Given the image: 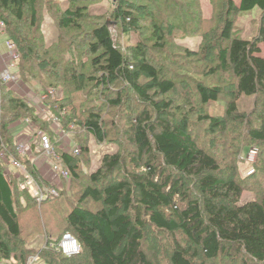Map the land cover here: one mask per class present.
<instances>
[{"label":"trees","instance_id":"trees-1","mask_svg":"<svg viewBox=\"0 0 264 264\" xmlns=\"http://www.w3.org/2000/svg\"><path fill=\"white\" fill-rule=\"evenodd\" d=\"M141 1L144 5L139 6L136 11L133 5H127L121 0L114 13L115 19L121 23L120 28L123 32L130 33L139 24L140 16L146 15L145 9H150V17L155 22L153 34L157 36L154 46L163 54L169 46V37L174 34V30H185L186 25L183 21L192 20V3H184L185 11L172 0ZM229 4L228 18L222 31L223 40L228 43L218 53L217 68L233 74L237 80L236 88L239 94L245 96L262 94L264 99V0H238L235 8L240 13H248L255 8L262 11L257 35L251 40L232 38V21L229 15L235 11L231 8L235 4L232 0ZM157 5L162 10L159 17L155 18L153 6ZM169 19L174 21V25L169 23ZM0 20L4 23L6 38L17 48L18 59L14 61V71H17L20 81L23 84L29 83V78H36L37 73H41L47 77L45 88L60 90L56 88L54 82H61L60 92L63 99L59 108H64L65 112L63 115L61 109H58V113H55L60 119L58 125L66 130L64 122L70 123L72 120L75 122L77 119V124L87 133L96 140L103 141L105 129L99 114L91 111L84 121H80V117L71 116L73 113H68L65 109L71 99L70 89H81V85L75 83L78 73L73 68L62 71L60 67L59 71L63 60L62 54L67 49L55 43L46 45L41 33L37 0H0ZM82 21H85V15L80 8L66 10L60 25L70 28L76 22ZM92 36L95 43L90 46L91 51L94 54L101 51L100 56L94 60V65L100 67L99 72L102 76L97 82L106 84L113 80L124 81L157 113L156 121H151L148 113L143 112L135 119L134 125L129 127L127 133L138 153L135 157L136 163L139 164L142 158H147L149 171L132 178L138 193L137 200L135 192L124 182L110 185L105 190V198L98 189L87 188L80 201L84 202L88 198L97 202L103 201L104 209L97 212H89L82 207L72 209L66 217L68 229L58 239L50 242L56 249H51L48 263L161 264L162 261L157 259V254L154 259L145 249L148 246L145 230L153 226L170 236L181 230L193 245V248L185 249L174 237H170L168 244L163 245L162 241L152 244L156 247L154 251L160 247L158 250L163 251L168 264H196L199 247L208 259H216L224 253L235 254L238 250L245 255L241 264H249L248 261L264 264V193L260 199L241 202L244 190L242 185L220 176L219 162L199 147L187 133L184 119L179 124L174 123L172 117L175 116L169 111L170 105L158 101V98L174 91L176 84L165 78L156 59L149 57L146 47L138 44L130 47L128 54H123L114 44L110 28L105 24L95 28ZM62 72L71 73L68 79L70 83L61 77ZM142 79H146L147 82L142 84ZM196 89L203 103L217 102L223 94L222 88L218 86L198 84ZM47 91L48 89L43 90L45 93ZM53 103L55 104L54 101L51 102L52 105ZM236 110L235 100H232L228 104L227 114L233 117ZM33 112L34 109L25 103L17 90L8 87L7 83L0 79V154L4 153L8 158L13 157L25 165L27 174L38 184L48 186V181L41 178L37 168L29 162L30 159L18 155V145L13 140V136L16 137L18 134H14L11 129V122H17L16 120L23 122L28 120L31 124L36 122L51 127L50 123L43 121ZM211 121L212 126L221 125L218 120ZM262 125L260 130L253 131L260 139H264V117ZM221 127L224 129V126ZM51 136L49 138L56 151L55 141ZM56 152L61 156L63 165L69 169L70 180L76 179L78 167L75 165V157ZM158 157L164 168L171 169L181 178L175 181L163 171L157 172L154 165ZM121 164V156L108 155L103 159L102 167L92 174V183L94 185L101 183ZM4 170L5 167L0 162V223L5 229V235L0 234V258L9 261L12 249L23 248V242L14 189ZM182 178L197 179L203 197L202 204L193 200L186 192ZM23 190L28 193L30 201L40 209H44L45 204L53 201L50 199L39 205L26 188ZM179 201L185 204L183 210L179 209ZM22 204L26 202L22 201ZM121 206L126 213L134 215L120 214ZM66 233L71 234L79 242L82 248L79 255L69 258L58 251L57 246ZM53 254H61L64 257L57 259ZM14 256L18 259L23 258L22 264L27 263L23 255ZM231 260L232 264H238L237 260L233 258Z\"/></svg>","mask_w":264,"mask_h":264},{"label":"rangeland","instance_id":"rangeland-1","mask_svg":"<svg viewBox=\"0 0 264 264\" xmlns=\"http://www.w3.org/2000/svg\"><path fill=\"white\" fill-rule=\"evenodd\" d=\"M123 1L127 5H133L132 7L136 11L139 6L144 5L141 0ZM172 1L185 11L184 3L191 2L193 17L190 21H183V24L186 25L185 30H174V34L169 37L167 50L161 54L154 46L157 42V36L153 34L155 33L153 28L155 22L150 17V9H145L146 15L140 16L139 24L136 25L134 31L125 33L120 28L121 23L114 16L121 0H37L41 33L46 45L49 46L54 43L63 45L68 51L62 54L63 60L60 63L59 71L60 67L62 71L73 68L78 73L75 83L81 85V89H70L71 99L66 104L65 109L68 113H73L71 116L80 117V121H84L91 111L99 114L103 120L105 138L103 141L96 140L82 126L77 124V119L70 123L65 121L66 130L55 123L56 121L60 122L55 114L58 113V109H61L63 115L65 112L64 108H59L60 101L63 99L60 92L61 82H54L56 88L60 90H54L53 96L48 94V91L53 89L45 88L47 77L41 73H37L36 78H29L30 82L26 84H23L20 78L18 83H7L8 87L17 90L25 103L34 109L35 115L51 124V127H47V124L30 123L29 132L21 135V131L23 133L27 129L26 122L28 120L25 122L13 121L14 123L11 122V129L14 134H18L16 137L13 136L14 142L17 145L18 143L22 146L27 145L28 151L38 156V134L42 132L43 134L47 133L48 136L53 134L51 137L55 141L56 151H71L73 153L76 151L73 156L75 157V165L78 167V177L69 181H56L50 176L43 161H40L37 168L29 160L31 165L37 168L41 178L48 180V186H53L58 190V194L50 202L52 204H45L44 209H40L39 206L36 207L30 201L28 193L23 190L28 181L25 165L22 164L23 171L26 173L13 167L8 168L11 172L4 170L14 189L16 209L22 229L23 248L12 249L9 261L0 258V264H22L21 259L23 258L18 259L14 255L17 257L23 255L22 257L27 259V262L31 258H35V264H49L50 251L55 248L50 242L58 239L68 229L67 214L77 207H82L89 212L104 209L103 201L97 202L91 198L84 200V202L80 201L89 187L98 189L105 198V190L110 185L124 182L130 187V190L135 192V199L137 200L138 193L132 178L135 175H144L149 171L147 166L149 160L142 158L139 164L136 163L135 157L138 156V153L127 133L129 127L134 125L135 119L140 117L143 112L148 113L151 121H156L157 113L146 105L124 81L113 80L106 84L97 82L102 76L99 72L100 67L94 65V60L100 56L101 51L94 54L90 46L95 43L92 31L103 24L110 28L114 44L123 54H128V49L132 46L143 45L147 48L149 57L156 59L165 78L175 82L176 89L166 95L159 96L158 101L170 105L169 111L175 116L172 117L174 123L179 124L183 119L185 120L187 133L191 135L199 147L219 162L221 166L220 176L225 180H234L242 185L244 190L241 202L260 199L264 193V139L256 137L253 133L254 130H260L263 126V95L245 96L239 94L236 88L237 80L233 74L217 68L219 65L218 53L228 43L223 40L222 31L228 18L230 0ZM232 1L235 5L231 8L235 10L238 0ZM77 8L83 11L85 21L76 22L70 28L62 27L60 20L64 18V12ZM160 10H162L160 6H153L155 18L159 17ZM261 15L262 11L258 8L248 13H240L238 10L231 13L229 18L232 21V38L253 39L257 35ZM27 16L29 17V15ZM169 23L174 25L172 19H169ZM3 40L5 37L0 38V43H3ZM1 60L0 70L3 68L6 59L1 58ZM10 73L18 75L17 71L14 72V70H10ZM70 75L71 73H61V77L67 82H69ZM67 82L64 81L65 84ZM146 82V79H142V84ZM198 84L221 87L223 94L217 102L203 103L196 89ZM45 89H48L47 93L43 92ZM232 100H235L237 110L235 115L230 117L227 114V109ZM53 101L55 102V104L53 103L54 106L51 104ZM211 119L220 121L221 125L212 126ZM221 126H224V129ZM30 142L32 143L31 146ZM17 152L19 156L30 159L29 152L21 154L18 149ZM115 154L122 157V164L111 176L94 185L91 181L92 174L102 167L105 157ZM9 158L11 161L14 160L13 157ZM157 159L154 165L157 172L163 171L165 175L172 176V180L175 181L181 178L171 169L164 168L159 157ZM182 179L186 192L191 195L193 200L202 204L203 197L197 179ZM28 186L32 190L33 185L28 184ZM22 201H25L26 204H22ZM178 203L179 209L183 210L185 204L181 201ZM122 213L129 216L134 215L129 214L130 212L126 213L123 206L120 209V214ZM205 219L206 215L204 214ZM0 234L5 235V229L1 223ZM145 237L148 239L146 251L150 255L152 254L154 259H156L157 254V259L162 261L161 264H168V259L164 256L163 251L158 250L160 247L154 251L156 247L152 244L157 241H162L164 245L169 243L170 237H174L185 249L193 248L181 230L170 236L158 231L153 226H149L145 230ZM197 249L199 257L196 264H232L231 258L241 264L243 256H245L243 252L237 250L236 253L234 252L235 254L232 252L230 255L224 253L216 259H208L201 247ZM53 256L57 259H60L61 256L64 257L61 254H53ZM244 259L247 258L244 257ZM248 263L255 264L251 261Z\"/></svg>","mask_w":264,"mask_h":264},{"label":"built area","instance_id":"built-area-1","mask_svg":"<svg viewBox=\"0 0 264 264\" xmlns=\"http://www.w3.org/2000/svg\"><path fill=\"white\" fill-rule=\"evenodd\" d=\"M0 36L6 37L5 26H4V23L2 20H0ZM0 57L6 59L3 68L0 70V79L4 83H12V82L18 83L17 81H19V76L16 73H14V74L10 73V70H14V61L18 59L17 48H16V45L13 42L9 41L7 38L3 44V50H1V47H0ZM48 94L53 96L55 94V91L50 90V91H48ZM57 122L58 121H56L55 123H57ZM26 125H27V129L23 133L21 131V135L29 132L28 129L30 127V122L27 121ZM29 140L27 141L28 143H29ZM31 142H30V146L32 144ZM33 143H35V142L33 141ZM38 145H39V147H38L39 155L38 156H36L31 151H28L29 147L27 145L22 146V145H19V143H18V151L21 154H25V153L27 154V152H29V158H30L31 162L33 164H35L36 167H37L36 161L37 162L43 161L44 164L47 166V169L50 173V176H52L56 181H59V182L64 181V180L69 181L71 179L70 171L67 167H65L63 165L62 160H61V156L59 154H57V152L55 151L53 143H52L51 139L49 138V136L46 135L45 133L44 134L39 133L37 146ZM61 152L63 154L72 155V156L74 154H76V151L74 153L71 151H69V152L61 151ZM33 158H35V159H33ZM0 162L4 165L5 170H7V172H11V170L8 169L11 167H13L15 169H20L22 171L24 169V167L22 166V164L20 162H18L16 160L11 161L10 158H8L4 153L0 154ZM8 170H10V171H8ZM23 172L26 173V171H23ZM44 180H46V179H44ZM46 181H48V180H46ZM28 184L33 185L32 190H30ZM24 188L27 189V191L31 194V196L36 200V202L39 205L50 200V199H53L54 196L58 194V190L55 187H53V186H42V185L38 184L29 175H28V181H27L26 185L24 186ZM57 248H58L59 252H61L64 256L69 257V258L77 256L82 252V248H81L79 242L77 241V239L69 233H66L62 237ZM35 263H36V259L31 258L26 264H35Z\"/></svg>","mask_w":264,"mask_h":264},{"label":"crops","instance_id":"crops-1","mask_svg":"<svg viewBox=\"0 0 264 264\" xmlns=\"http://www.w3.org/2000/svg\"><path fill=\"white\" fill-rule=\"evenodd\" d=\"M1 37H4V36H0V38H1ZM5 41H6V37H5V40H3V43H0L1 50H3V44H4ZM1 58H2V57H0V60H1ZM2 59H3V58H2ZM1 61H3V60H1ZM39 164H40V162H39V161H38V162L36 161V165L38 166Z\"/></svg>","mask_w":264,"mask_h":264}]
</instances>
